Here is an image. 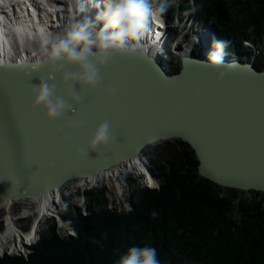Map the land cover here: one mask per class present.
I'll return each mask as SVG.
<instances>
[{
  "label": "water",
  "instance_id": "1",
  "mask_svg": "<svg viewBox=\"0 0 264 264\" xmlns=\"http://www.w3.org/2000/svg\"><path fill=\"white\" fill-rule=\"evenodd\" d=\"M214 9L220 19H228L224 7L216 4ZM114 60L115 63L107 66L123 71L124 75L132 74L131 68L136 66H125L128 63L140 65L135 68L147 81L143 89L145 96L137 90L134 96L130 92L120 95L118 91L117 95L109 97L102 91L108 85H101L94 91L78 88L82 101L74 107L84 126L74 130L66 129L62 120L48 122L42 110L31 109L27 90L29 84H34L29 80L33 75L29 71L30 60L3 63L0 67V205L62 188L73 179L94 175L139 154L148 144L176 138L193 149L200 177L221 187L264 192V101H259L262 107L253 113L250 103L243 105L238 100L220 97L206 99L209 106L201 111L203 117L200 118L195 117L198 114L194 112L177 107L186 98L177 93L189 85L207 87L213 93L216 87L245 77L249 81L258 80L256 85L262 86L264 68L257 69L253 61L242 62L225 55L224 61H235L236 66L218 83L198 63L208 61L209 55L183 56L181 67L173 73L167 72L145 52L123 53ZM40 75L47 76V72ZM53 83L57 85L56 94L67 101L59 79ZM224 101H234L231 104L234 108L229 110ZM210 102L220 110L213 119L215 127L212 128L206 126L207 118L204 117L212 106ZM105 120L110 123L116 143L90 153L86 159L76 158L75 149L83 146ZM186 120L194 122L185 126ZM197 130L204 133L199 134ZM65 135H71V143H64ZM50 164L55 167L50 168ZM71 221L78 231L76 219Z\"/></svg>",
  "mask_w": 264,
  "mask_h": 264
},
{
  "label": "trees",
  "instance_id": "2",
  "mask_svg": "<svg viewBox=\"0 0 264 264\" xmlns=\"http://www.w3.org/2000/svg\"><path fill=\"white\" fill-rule=\"evenodd\" d=\"M169 2L166 13L170 18L186 16L185 11L194 4L197 11L187 16L212 26L213 43L230 40L227 53L247 52L255 44L259 52L254 67H264V0ZM228 2L238 9L235 16ZM216 4L227 10V20L217 16ZM239 58L248 60L245 55ZM176 70L179 67H172ZM176 141L157 145L173 147L174 142L180 146L168 151L166 167L156 165L163 180L160 189L136 187L131 211H110L103 189H87L82 194L88 214L77 213L76 236L63 238L49 230L27 258L0 256V264H116L132 246L156 248L160 264H264V193L254 191L247 197L200 177L193 149ZM153 211L158 213L156 217L151 215Z\"/></svg>",
  "mask_w": 264,
  "mask_h": 264
},
{
  "label": "clouds",
  "instance_id": "3",
  "mask_svg": "<svg viewBox=\"0 0 264 264\" xmlns=\"http://www.w3.org/2000/svg\"><path fill=\"white\" fill-rule=\"evenodd\" d=\"M171 7L169 0H98L95 15H89L84 3H79L81 19L73 22L63 34L47 33L42 36L40 50L33 52L30 73L39 76L35 84L28 85L31 109H40L48 122L63 121L66 129L74 130L84 126V121L76 116L74 105L82 101L77 89L94 91L102 83L101 69L115 63L114 57L123 53L140 54L139 42L149 30L150 24L162 23V17ZM194 4L185 15L195 13ZM231 41L221 39L213 43L208 61H198L219 83L236 66L235 61L226 63L224 56ZM3 61L0 60V67ZM47 72V76L40 75ZM59 76V84L64 88V96L57 95V85L50 83ZM103 93L115 96L116 89L105 86ZM70 101V103L68 102ZM71 113V116L68 114ZM67 117V118H66ZM71 135H65L64 143H71ZM116 143L110 123H100L91 138L75 149L74 155L86 159L90 153L110 148ZM54 168V164L49 165ZM156 217L158 213H151ZM116 264H160L157 249L150 246H132L120 256Z\"/></svg>",
  "mask_w": 264,
  "mask_h": 264
},
{
  "label": "bare ground",
  "instance_id": "4",
  "mask_svg": "<svg viewBox=\"0 0 264 264\" xmlns=\"http://www.w3.org/2000/svg\"><path fill=\"white\" fill-rule=\"evenodd\" d=\"M76 2H77V0L74 2L71 1V3L69 4V8L74 11V14H76L78 11V5L76 4ZM84 4L87 6L86 1H84ZM90 7H91V5H89V7H88L89 10H90ZM93 10L94 9H91V11H93ZM26 11H27V9H26ZM55 16H56L57 21H58L57 24L54 23L56 18L54 19V17H48L47 15H45L44 17H46V20L42 24L39 23L38 25H35V27L31 26L30 23H28L26 21H23V20L17 21L13 25V29L11 30V36H13L14 38L16 37L20 40V42H21L20 47H22V49L18 50L16 47V49H17L16 52L18 53V55L16 57H12L13 55H7L2 50H0V60H2L3 63L10 62L13 60L19 61V62L26 61V60H30V61L34 60L35 57L33 56V52H38L40 50V45H39L40 43H39V41L35 40L36 38L40 37L42 39V36L47 34V33H52L53 35L63 34L68 29L67 24L63 20H60V18L58 17L57 14H55ZM156 24L158 26L156 25L155 28H149V30L146 32L145 36L139 42V44H140L141 52H145L146 54L154 57V59L156 61H158L159 63H162V62L166 61L165 55H167L169 53V52L165 53L164 50L166 49V43H167L166 35L169 33V32L167 33V31H168L170 23L167 20V17L164 16V22L162 24L161 23H156ZM3 28H5V27L0 26V30H2ZM171 30L172 29H170V31ZM30 34L32 36L28 37V36H30ZM191 35H192V41L195 40V42H192V41L188 42V40L185 41L186 44H188L187 45V47H189L188 50L191 48L190 44L195 46L198 42L201 43L203 41V39H204V42H207V44L202 42L201 46H200L201 49L207 53L204 54V53H202V51H200L199 53H196L194 55V58H196L198 56H202V55H204V56L209 55V53L213 50V48H212L213 42L206 41L207 35L205 34V37H203V35L198 36V34L195 31H193V33ZM33 38H35L34 40L37 41L38 43H34V45L32 44L33 49H31L30 48L31 46L29 47V45H30L29 42L31 40L34 41ZM41 39H40V41H41ZM184 40H185V38H184ZM175 41H176V39L173 42H175ZM210 43H211V46H210ZM14 48L15 47L12 46V51H14ZM174 49H178V53L181 52L182 55H187L188 50L185 51L184 47H181V44L179 45L177 43V45H175ZM245 61L246 60H242V62H245ZM120 63H126V62H120ZM131 64H133L134 66L135 65L140 66L139 64H135L133 62L128 63L125 66L129 67ZM164 65L166 66V64H164ZM164 65H163V67H165ZM135 67L131 68L133 70L132 74L130 73V69H129L130 75H124L123 71H120L117 68L105 66L103 69H101V72H100V75L102 77L101 85H108V86L115 88L116 89L115 95H117V92L119 91L120 95H122L121 92H126V94L130 92V94L134 96L136 91L139 90L140 95L145 96V92L143 89H145V86L148 85L147 81L144 78L143 73L138 71L137 70L138 68H135ZM165 68L169 69V68H167V66ZM193 71H196V70L193 69ZM136 72L138 74H136ZM30 76L32 78L29 80L33 81L34 84L38 82V80H39L38 75L37 76L30 75ZM43 76H45V75H43ZM150 76L152 77V75H150ZM241 78H243V77H241ZM56 79H60V77L57 76ZM143 79H145V80H143ZM257 81L258 80H256L255 82L249 81L248 78L244 77V79H240V77H239L238 79H233L231 81H228L227 83H224L221 86L216 87L217 91L213 92V93L207 87L189 85L188 87H185L183 90H181L180 92L177 93L178 96L181 95V97H186L184 99V103L178 104L177 107L179 109L186 110L188 113L194 112V113L198 114L195 117L200 118V117H203V115H201V111L207 110V108L209 106V104H208L209 101H206V99H212L214 97H217V98L220 97V98H225V99H229V100H238L243 105H248L250 103L249 108H251L252 112L254 113V112L258 111V109L260 107H262V104H260L259 101H264V81H262V86L256 85ZM50 83H53V81ZM166 95H164L163 97H165ZM164 99L168 100V97H165ZM224 102L227 105H229V107H228L229 110L234 108L231 105L232 102H234V101H232V102L231 101H224ZM210 104L212 106H210V109L207 112V114H204V117L207 118L206 119V126L212 128V127H215L213 119L215 116H217L219 114L220 110L213 105V102H210ZM230 112H232V111H230ZM189 119H191V118H189ZM236 120H237V118H236ZM193 122L194 121L186 120V122L184 124H185V126H190V125H192ZM197 131L199 134L204 133V132H199V130H197ZM153 143L146 145V147L139 154L132 156V157H129V158H125L123 160H120L106 170L98 172L94 175H87V176H84L81 178L73 179V181L71 180L72 182L71 181H69V182L72 183L73 187L90 185V184L93 185L95 183H106V182H110L112 180V178L116 179L115 177H118V175H120V174H122V175L123 174H129L132 170L141 169L142 166L145 165V158L143 159L138 155H142L144 157V154H142V153L144 152V150L147 147H150ZM149 169H150L151 174H153L159 180V177L157 175H155V173L151 170L152 168H149ZM68 193H69L68 185L66 184L62 188L53 189L52 191L45 193V194L14 199L12 201H8V202L1 204L0 209H2V211L0 212V221L5 220V222H7V228H8L6 231H3L1 233V239L3 240V243L5 244V242L9 238L16 237L17 235L20 234L19 230H16V228L14 227V222L16 221L15 220L16 216L13 215V213H12V206L14 203H17L21 200H23V201L28 200L29 202L31 201L32 203L34 202L37 205H39L40 215L35 218L33 228L30 231V233L27 234L25 237H23L21 234L19 235V237H16L17 243L15 244V246H17L18 248H22L23 247L22 243H26V242L29 243L31 241V239L33 237H35L34 235H36V233L38 232V230L40 228V224L42 221L41 218L43 219L49 213H53L56 210L57 211L60 210L59 207H60V205H63V203L65 202ZM28 211H29V209L25 210V212H27V213H28ZM25 212H24V214H25ZM71 219L72 218H69V219H65V221L64 220L63 221L66 223L74 224L71 221ZM21 241H22V243H21ZM27 248H30V247H27Z\"/></svg>",
  "mask_w": 264,
  "mask_h": 264
},
{
  "label": "rangeland",
  "instance_id": "5",
  "mask_svg": "<svg viewBox=\"0 0 264 264\" xmlns=\"http://www.w3.org/2000/svg\"><path fill=\"white\" fill-rule=\"evenodd\" d=\"M228 3H229L228 6H229L231 15L235 16L238 9L234 6L232 2H228ZM164 16L167 17V20L170 23L167 33L168 32L170 33L173 30L176 31V34L178 33L176 37V41L172 42L170 45L169 54L165 55L166 61L161 63L162 66L166 64L167 68H169V69H166L165 68L166 66L164 65L165 66L164 68L166 69L167 72L170 71L171 73H173V72H177L178 70L172 71V67L173 68L181 67V56H182L181 52L178 53V49H174L175 45H177V43L179 45L181 44V47H184L185 51H187L189 48L187 47L188 44H186V42H184L183 40L184 38H187L188 42L192 41V35L190 34L191 31L190 29L186 28L189 25L190 18L189 20L186 19L184 21L178 22L176 18L174 19V16L172 17L173 20L170 17H168L167 13H165ZM237 17H238V21L242 19L241 15L237 14ZM192 18L193 16L191 17V19ZM43 19L46 20V17H43ZM79 19H81L80 13H78V16H77V20ZM183 24L185 25L184 27H183ZM207 27L210 28L211 26L208 25ZM199 28L200 26H197V27L195 26V29H199ZM170 29L172 30L170 31ZM207 31L209 30L207 29ZM34 39L35 38H33V40ZM40 39L41 38L38 37L35 40L39 41L40 43ZM35 40L34 41L31 40L30 42L28 41L30 43L29 47L31 46L30 47L31 49H33L32 44L34 45V43H38ZM192 42H195V40H193ZM204 43L207 44V42H204ZM14 45H15V41H14ZM210 46H211V43H210ZM193 49H195L196 51V50H200L201 47L199 48L194 47ZM14 51L11 54L13 55L12 57H16L18 55V53L16 52L17 51L16 47L14 48ZM201 51H203L204 54L207 53L202 49ZM247 52H251L250 54H248V59L250 61H256V58H257L256 56H258V52H259L257 50L256 45L251 43V49L247 50ZM228 55H234V52H229ZM237 58L238 57L235 56V59ZM250 61H245V62L249 63ZM261 63L264 65L263 62ZM174 140L176 141L180 139H177V138L170 139V141H174ZM159 143H162V141L158 143H153L150 147H147L142 153L144 154V157L142 155H138L143 159L145 158V165L142 166L141 169L132 170L129 174H123V175L120 174L118 175V177H115L116 179L112 178L111 180L112 182L110 181L106 183H95L93 185L90 184V185L77 186V187H73L72 183L68 182L67 185H68L69 193L63 205H60L59 207L60 210L58 211L56 210L53 213H49L48 214L49 216L47 215L43 219L41 218L42 221L40 224V228L38 232L36 233V235H34L35 237H33L29 243L27 242L22 243L21 241L23 245L22 248H18L17 246H15V244L17 243L16 237H19L20 234L23 237H25L27 234L30 233V231L33 228L35 218L40 215L39 205H37L34 202L32 203L31 201L29 202L28 200H24V201L21 200L17 203H14L12 206V213L13 215L16 216L14 227L16 228V230H19L20 234L17 235L16 237L9 238L4 244L3 240L1 239V233L8 229L7 222H5V220L0 221V256L2 257L5 255H13V256H20V257L27 258L30 255V253L34 251L33 247H35L36 244L40 243L48 235L49 230L50 232L52 230L55 231V233L59 237H63V238H67L70 236H76L78 231L74 229V224L66 223L64 221L65 219H69V218L76 219L77 213L83 216L88 214V210L86 209L87 201H86L85 196L83 195L84 194L83 192L87 189L92 188L96 191L97 189H103L105 192V198L107 200L106 205H107L108 210L114 211V212L131 211L134 207L132 203V193L135 191L136 187L146 186L150 188L160 189L163 180L161 176L159 175L158 171L156 170V165H162L166 167V159L168 157L167 156L168 151L172 149L174 146H178V147L180 146L178 144L179 142L178 143L173 142L174 144L173 147L172 146L164 147L161 145L157 147ZM149 168H152L151 170L155 173V175L159 177V180L154 175L152 176ZM150 177H153L154 181H152ZM223 188H224V191L228 189V187H223ZM229 189H232V188H229ZM238 191H239L238 192L239 194L247 196V197L253 196L254 194V193H251V192H254L253 190H238ZM260 193L263 195L264 192H260ZM27 209H29L28 213L25 212V210ZM1 211L2 209H0V212ZM24 212L26 215L24 214ZM27 247H30V248H27ZM185 264H193V263L187 262Z\"/></svg>",
  "mask_w": 264,
  "mask_h": 264
},
{
  "label": "flooded vegetation",
  "instance_id": "6",
  "mask_svg": "<svg viewBox=\"0 0 264 264\" xmlns=\"http://www.w3.org/2000/svg\"><path fill=\"white\" fill-rule=\"evenodd\" d=\"M255 61H253V64H254ZM254 66V65H253Z\"/></svg>",
  "mask_w": 264,
  "mask_h": 264
},
{
  "label": "snow or ice",
  "instance_id": "7",
  "mask_svg": "<svg viewBox=\"0 0 264 264\" xmlns=\"http://www.w3.org/2000/svg\"><path fill=\"white\" fill-rule=\"evenodd\" d=\"M0 2H2V0H0Z\"/></svg>",
  "mask_w": 264,
  "mask_h": 264
},
{
  "label": "built area",
  "instance_id": "8",
  "mask_svg": "<svg viewBox=\"0 0 264 264\" xmlns=\"http://www.w3.org/2000/svg\"><path fill=\"white\" fill-rule=\"evenodd\" d=\"M177 26V25H176Z\"/></svg>",
  "mask_w": 264,
  "mask_h": 264
}]
</instances>
